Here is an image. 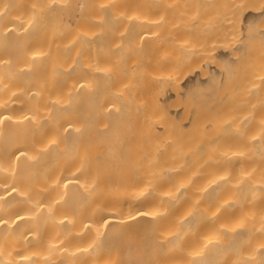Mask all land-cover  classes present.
<instances>
[{
  "label": "bare ground",
  "instance_id": "6f19581e",
  "mask_svg": "<svg viewBox=\"0 0 264 264\" xmlns=\"http://www.w3.org/2000/svg\"><path fill=\"white\" fill-rule=\"evenodd\" d=\"M0 264H264V0H0Z\"/></svg>",
  "mask_w": 264,
  "mask_h": 264
}]
</instances>
